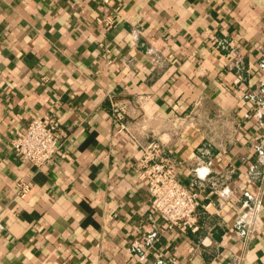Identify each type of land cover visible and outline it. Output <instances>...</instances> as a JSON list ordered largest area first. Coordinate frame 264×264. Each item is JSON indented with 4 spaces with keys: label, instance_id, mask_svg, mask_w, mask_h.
Returning <instances> with one entry per match:
<instances>
[{
    "label": "crops",
    "instance_id": "obj_1",
    "mask_svg": "<svg viewBox=\"0 0 264 264\" xmlns=\"http://www.w3.org/2000/svg\"><path fill=\"white\" fill-rule=\"evenodd\" d=\"M43 115L36 169L11 140ZM152 142L194 229L150 209ZM0 223V264H264V0H0Z\"/></svg>",
    "mask_w": 264,
    "mask_h": 264
},
{
    "label": "built area",
    "instance_id": "obj_2",
    "mask_svg": "<svg viewBox=\"0 0 264 264\" xmlns=\"http://www.w3.org/2000/svg\"><path fill=\"white\" fill-rule=\"evenodd\" d=\"M106 18V24L110 20ZM112 117L123 128L124 110L121 105L111 103ZM60 124L56 117L37 116L29 120L22 132H17L11 140V148L23 162L36 169L51 164L56 155L59 143ZM160 146L150 143L142 148L139 160V178L147 184L149 206L156 216L165 223V228H177L184 233L194 229L196 210L199 206L198 192L182 186L177 181V166L172 160L160 155ZM30 186L28 180L16 182V195L26 196ZM0 223V231L3 230Z\"/></svg>",
    "mask_w": 264,
    "mask_h": 264
}]
</instances>
